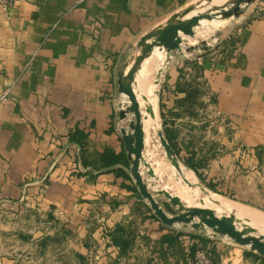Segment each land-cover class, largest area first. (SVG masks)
I'll use <instances>...</instances> for the list:
<instances>
[{"label": "crops", "instance_id": "1", "mask_svg": "<svg viewBox=\"0 0 264 264\" xmlns=\"http://www.w3.org/2000/svg\"><path fill=\"white\" fill-rule=\"evenodd\" d=\"M194 1L20 0L0 10V264L21 263L31 245L44 251L40 243L53 234L36 227L51 222L69 228L66 250L88 253L83 242L95 233L93 210L111 209L107 198L124 193L130 174L122 163L94 169L80 162L79 152L91 160L105 147L123 149L119 112L128 99L118 90V74L139 53L142 35ZM227 21L234 38L225 59L212 70L203 58L216 109L233 134L222 141L264 143V1ZM180 52L182 44L155 46L135 73L133 86L138 75L153 72L146 77L156 79L159 109L162 94L175 92ZM76 129L85 134L82 144ZM120 210H109L107 225ZM4 233L12 243H4ZM14 250L17 257L10 255ZM220 250L216 264H264L259 256Z\"/></svg>", "mask_w": 264, "mask_h": 264}, {"label": "rangeland", "instance_id": "2", "mask_svg": "<svg viewBox=\"0 0 264 264\" xmlns=\"http://www.w3.org/2000/svg\"><path fill=\"white\" fill-rule=\"evenodd\" d=\"M221 1L213 0L210 4H225L224 1L227 0ZM228 1L232 2V0ZM190 6L192 11L194 9L203 11L207 9L208 2L195 0ZM232 17L220 16L213 21L203 20L204 22L201 21L200 25L194 27L193 35H183L184 41L182 52H180L183 57H180V60L184 58V63L179 68L180 78L175 82V92L162 94V108L157 107L155 116H153L154 111L149 114L146 112V108L149 107L139 95L140 92L143 93L141 88L144 85H147L143 89L146 93L147 90L155 93L153 82L156 79L146 77L153 75V72L148 71L146 76L144 73L137 76L141 79L140 84L142 81L144 84L142 86L139 84L140 88L138 85L135 88L143 122L144 117L147 116L142 155L144 160L150 163L154 174H149L147 166L142 162L140 172L148 190L167 215L178 213L179 208L165 195L158 193L156 190L159 188H165L177 194L188 206L210 207L218 215L231 213L238 218L235 222L237 227H242V223H248L256 227V233H264V228L260 224L252 222L247 215L240 213L243 209L264 216V208H262L264 171L263 163L258 158V155L263 153L262 162L264 161V143L252 145L241 140L231 145L223 143L222 138L230 139L233 134L231 129L225 128L227 122L216 109L218 99L216 91L212 82L203 74L204 68L208 65L203 63L204 57L205 60L210 59L209 66L215 70L220 61L225 59L226 53L230 51L226 46L234 37L229 34L232 30L227 20ZM154 98L157 101L156 94ZM149 118L156 119L157 125L154 126L157 127L146 130ZM131 119H134V115L130 111L122 117L121 126L128 132L132 131L129 125ZM157 129L162 131L169 143H172L170 145L182 165V172L176 170L166 156L160 144ZM259 145L260 148L257 147ZM122 147L126 152L124 146ZM186 157H191L199 164L197 170L184 162ZM122 164L126 165L129 171L130 160L127 158V162ZM185 179L192 185L189 186ZM129 182L125 183L126 190L120 197L116 195L107 198L111 206L110 211L118 206L122 209L116 222L107 225L109 210L99 209V212L93 210L92 214L95 216L92 219L93 223L89 225L93 227L95 233L94 235L88 233L83 242L88 248V253L78 254L66 250L64 241L69 228L63 224L51 222L41 224L44 225L42 227H36V229L52 231L53 235L48 241L46 240L44 244L40 243V247H45V250L39 251L37 246L31 245L28 250L32 253L29 251L31 254H28L24 251L22 256L18 257V262H21L18 264H61V259L66 260L68 264H193L191 249L199 247L208 248L215 259L218 251H221L220 248L228 252H242L243 255L244 251L248 250L250 251L248 255L264 258L250 249L248 244L236 243L229 235L217 233L208 226L194 227L189 222H175L172 225L163 223L155 214L148 199L140 193L131 176ZM180 188H185L186 192L181 193L178 191ZM104 198L100 196V200ZM116 226L123 227L120 234H123L129 242L123 253L111 241V233ZM158 231L173 234L172 243L160 244V238L154 237ZM9 236L3 234L4 243L7 245L12 243ZM10 255L18 256L15 250L11 251ZM213 264H216V260Z\"/></svg>", "mask_w": 264, "mask_h": 264}, {"label": "water", "instance_id": "3", "mask_svg": "<svg viewBox=\"0 0 264 264\" xmlns=\"http://www.w3.org/2000/svg\"><path fill=\"white\" fill-rule=\"evenodd\" d=\"M212 1L207 0L208 7L204 11L192 13L187 17L184 15L192 11V6L185 8L181 14H174L169 17L163 26L151 29L140 37L138 42L139 53L135 56L132 64L126 71L121 70L119 72L117 78L118 90L124 93L128 99V104L120 110L119 115L124 117L127 111L132 112L134 115V119L129 121L132 131L128 132L122 126L120 128L121 138L127 157L130 160L129 174L134 179L140 193L148 199L155 214L163 223L172 225L175 222H189L194 227L208 226L217 233L229 235L236 243L248 244L250 249L264 256V233H256L255 226L242 223V227H237L235 222L238 218L233 214L218 215L210 207L188 206L182 202L177 194L171 193L165 188H159L156 191L165 195L172 204L179 208L178 213L167 215L148 190L140 172V163L142 162L147 166V172L151 175L154 174L150 163L144 160L142 155L145 130L140 103L133 86L135 73L141 66L144 57L148 56L155 46L163 47L166 50L180 49L183 35H193L194 27L199 25L201 19L211 20L216 16H221L222 18L237 16L243 11L245 5L250 4L254 0H233L228 4H210ZM157 135L166 156L170 159L176 170L180 172V161L174 149L161 130L157 131ZM186 182L189 184L188 181Z\"/></svg>", "mask_w": 264, "mask_h": 264}, {"label": "trees", "instance_id": "4", "mask_svg": "<svg viewBox=\"0 0 264 264\" xmlns=\"http://www.w3.org/2000/svg\"><path fill=\"white\" fill-rule=\"evenodd\" d=\"M187 62L189 63V61H187ZM161 106H162V104L160 102V108H162ZM74 133L77 134L76 139H78L79 143L82 144V138H84L85 134L82 131L77 130V129L75 130ZM72 137H75V136H72ZM170 144L172 145V143H170ZM257 147L260 148V145ZM262 156H263V153L262 154L260 153L258 155V158L260 159L261 163H263V171H264V161L262 162V160H263ZM79 159H80L81 163L90 164V165H92V167L94 169H97V170H101L103 168H108V167H111V166L116 165L118 163H126L127 162V158H126V155H125V152L123 149L121 151L116 152L109 147H105L101 152H99L96 159H91V160L83 157L82 154L79 152ZM184 162L188 166H190L191 168H193L195 170H197L199 167V164H197L194 160H192L191 157H186L184 159ZM119 172L122 173L123 175L129 177L128 173H126L125 171L121 170ZM262 208H264V205L262 206ZM121 229H123L122 226H116V228L111 233V241H112V243L117 245L118 248L120 249V252L123 253L127 249L129 242L126 238H124L123 234H120ZM173 239H174L173 234L166 231V232L161 234L159 242H160V244L167 243L169 245V243H172ZM195 249L196 248L191 249V255H192L191 259H193ZM210 253H211V257H212L213 261L215 262L216 259H215L214 255L212 254L211 251H210ZM248 254H250V251H248V250L244 251V255H248Z\"/></svg>", "mask_w": 264, "mask_h": 264}, {"label": "bare ground", "instance_id": "5", "mask_svg": "<svg viewBox=\"0 0 264 264\" xmlns=\"http://www.w3.org/2000/svg\"><path fill=\"white\" fill-rule=\"evenodd\" d=\"M215 1H221V0H215ZM233 1V0H232ZM221 2H223V1H221ZM225 2V4L227 3H230V1H224ZM207 8V7H206ZM199 9V8H198ZM203 11H204V9H203ZM196 12H198V10H193L192 11V13H196ZM218 17H220V16H216V17H214V18H212L210 21H213L214 19H216V18H218ZM203 20H206V19H201L200 20V22H199V25H200V23H201V21L202 22H204ZM148 61V60H147ZM146 61V62H147ZM141 79H139V77H136V86H135V88L137 87V85H138V87L141 85L142 86V84H143V81H142V84H140L141 82ZM140 84V85H139ZM144 85V84H143ZM145 86H147V85H144V87L143 88H141L142 89V91H143V93L145 92L143 89L145 88ZM140 88V87H139ZM137 90H138V88H137ZM139 92H140V90H139ZM141 94H139V95H141L142 96V98H143V102H145V104L149 107V108H146V112H148V114L150 113V112H152V111H154V115L153 116H155V111H156V109H157V101H156V99L154 98L155 97V93L152 91V90H147V93L145 92L144 94L142 93V92H140ZM137 94V93H136ZM154 98V99H153ZM140 103V102H139ZM147 119V116H145L144 117V122H143V126H144V128H145V120ZM156 123V119L155 118H149V120H148V122H147V124H146V130H148V129H151V128H153V127H155L154 125H157V123ZM157 127V126H156ZM155 127V128H156ZM145 130V129H144ZM156 130V129H155ZM158 130V129H157ZM152 132V131H151ZM146 135V134H145ZM180 165H181V163H180ZM183 171V169H182V165H181V171L180 172H182ZM188 173V172H187ZM180 174H182V173H180ZM192 175V174H191ZM192 180V179H191ZM186 181H188L187 179H185V182ZM189 182V181H188ZM187 183V182H186ZM189 186H191L192 184L189 182V184H188ZM199 186H201V184H199ZM178 191H181V193H184V192H186V189L185 188H180V189H178ZM190 192V191H189ZM189 194H191V193H189ZM186 195H188V194H186ZM189 196V195H188ZM192 196V195H191ZM194 196V195H193ZM186 197V196H185ZM188 198V197H187ZM192 198V197H191ZM189 200H191L190 198H189ZM188 200V201H189ZM221 201V200H220ZM222 204V203H221ZM221 204H220V206H221ZM224 204V203H223ZM212 205V204H211ZM226 205V204H225ZM227 206V205H226ZM206 207V206H205ZM232 208V207H231ZM218 209H219V207H218ZM221 209H222V207H221ZM240 209V208H239ZM219 211V210H218ZM221 211V210H220ZM240 213L242 214V215H247L249 218H250V220L252 221V222H256V223H258V224H260L261 225V227H263L264 228V216H261V215H259V214H256V213H252V212H249V211H246V210H240Z\"/></svg>", "mask_w": 264, "mask_h": 264}, {"label": "built area", "instance_id": "6", "mask_svg": "<svg viewBox=\"0 0 264 264\" xmlns=\"http://www.w3.org/2000/svg\"><path fill=\"white\" fill-rule=\"evenodd\" d=\"M20 0H0V10H3ZM193 264H213L211 253L208 248L199 247L195 249Z\"/></svg>", "mask_w": 264, "mask_h": 264}]
</instances>
